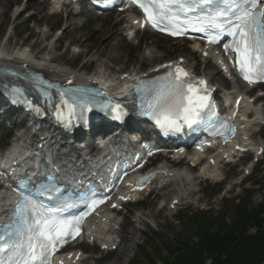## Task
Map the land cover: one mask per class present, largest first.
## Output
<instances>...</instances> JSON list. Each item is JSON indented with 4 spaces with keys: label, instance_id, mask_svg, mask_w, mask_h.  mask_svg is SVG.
Returning a JSON list of instances; mask_svg holds the SVG:
<instances>
[{
    "label": "rangeland",
    "instance_id": "obj_1",
    "mask_svg": "<svg viewBox=\"0 0 264 264\" xmlns=\"http://www.w3.org/2000/svg\"><path fill=\"white\" fill-rule=\"evenodd\" d=\"M41 3L42 0H0V45L6 44L8 48L20 46L31 49L41 57L54 56L58 58L59 63L65 66L91 73L100 69L99 60L97 55L94 54L95 52L87 53L88 46L80 45L78 41H74L77 36L88 37L87 43L94 45L95 36L101 35V37L106 38L113 35L111 43L116 48L117 54L122 56V60L115 61L109 68L113 74L117 73L119 69L130 72L134 69L144 70L148 68L153 63L143 64L142 61L144 56H148L152 52L158 56L157 61L175 59L178 55L189 57L188 47L181 41H165L150 33L141 34L133 39H127L119 34L116 35L118 25L112 26L119 17L114 14L106 15L107 19L102 23V18H92L93 15L86 10H82L78 15L68 17L64 13L51 15V5L47 2L46 8L43 9ZM21 5H26L30 12H24L15 17V13ZM69 23H72L73 27L76 28L72 27V31L59 39L58 36ZM191 62L197 70L201 71L203 69V65L198 59L192 57ZM204 70L209 71L213 81L222 84V77L214 73V70ZM247 162L244 160L241 167L244 168ZM241 167L234 164L223 168L226 180L221 184H209L208 181L210 180L202 178H200L202 180L200 184H190L189 186L192 190H195V193L191 198H186L183 204L178 205L179 208L176 210H170L167 206V209H162L163 204H168L171 197L177 193V184L175 183L162 191L158 197L153 194L148 196L143 203L144 205L142 203L128 205L119 216V222L124 220V213L126 212L130 214L128 217L133 224L123 225L122 230H118V234L120 235L121 231L123 238L127 239L126 244L130 245L131 248L120 259V263L128 264L130 260L129 264H151L142 255V252L147 249L146 251L155 259L157 264H163L162 242L155 245L154 240L158 237H163L165 242L168 238L173 240L178 238L187 239V229L176 221V217L180 213L183 214L188 209H195L197 205L205 202L214 209V213L218 210L221 213H227L230 211L228 205L231 202L227 197L228 195L246 199V193L241 192L243 187H240L239 190L235 187L233 192L231 191L232 193L227 191V182H234L242 176L243 170H241ZM250 178L253 179V182L259 184V186L252 188V201L260 203L264 200V160L256 164ZM247 185H250V183ZM199 195L201 199L198 200ZM141 212H143L142 215L139 214ZM134 219L137 221H134ZM158 227L163 228V230L159 231ZM85 249L92 254L91 259L87 260L85 264H113L112 260L116 251L106 253L94 249L91 250L94 251L92 253L91 248Z\"/></svg>",
    "mask_w": 264,
    "mask_h": 264
},
{
    "label": "snow or ice",
    "instance_id": "obj_2",
    "mask_svg": "<svg viewBox=\"0 0 264 264\" xmlns=\"http://www.w3.org/2000/svg\"><path fill=\"white\" fill-rule=\"evenodd\" d=\"M132 3L143 13L144 21L153 27L162 25L158 30L168 35H179L188 29L204 33L206 44L215 42L220 35L227 36L228 42L222 48L234 53L235 68L241 79L248 83L264 81V0H132ZM164 67L172 68L171 65ZM189 77L184 68H174L161 78L154 100L147 106L148 114H154L157 123L166 131L182 132L185 126L193 129L215 116L211 96L206 95L207 82L194 83ZM83 91L74 90L75 93ZM63 103L68 113L64 118L68 119L77 107L82 112L88 111L90 105L97 102L83 95H73L71 103L67 98ZM115 107L119 111V106ZM25 200L27 206L21 208L24 213L21 223L29 233L26 255L20 256L24 246L20 242L0 245V264H46L43 258L51 256L63 243V237L77 231L75 224L80 217L57 219L51 210L41 211L34 201ZM99 202L92 200L89 210Z\"/></svg>",
    "mask_w": 264,
    "mask_h": 264
},
{
    "label": "bare ground",
    "instance_id": "obj_3",
    "mask_svg": "<svg viewBox=\"0 0 264 264\" xmlns=\"http://www.w3.org/2000/svg\"><path fill=\"white\" fill-rule=\"evenodd\" d=\"M41 6L43 8L46 7V3H41ZM56 6H60V4L56 3ZM102 23L104 21H106V18L102 19ZM134 21L133 18H131L129 20V22L132 24ZM118 22V21H117ZM116 22V23H117ZM114 23V25L116 24ZM113 25V26H114ZM72 27L73 24L69 23L66 26V29L63 31V34H68V32L72 31ZM74 29L76 28L75 26L73 27ZM123 32L127 31L128 33H130L131 31H136L139 32L141 31L139 29V26L136 24L131 25L129 28L126 29V26L123 27L122 29ZM157 35L158 38L167 41L169 38L160 34H155ZM112 36L103 38L101 37V35H97L95 36V43L94 45H89L87 43L88 41V37L87 38H83L82 36H77L76 38H74V41H78V43L80 45H86L89 47L87 53H94L97 55V59L99 60V64H100V69L96 70L92 75L87 74L84 71L78 70V69H73L71 67L65 66L61 63L58 62V58L57 57H53V58H39L37 57V55L35 53H33V51H31L30 49H26L23 47H14V48H7L6 46H0V63H8V64H14V65H18L21 63H26L29 64L30 66L43 70L45 71L47 74L56 77V78H73L75 80H95L96 78H99V75L105 74L106 70L108 69L109 65H112L113 62L118 61V60H122V56H119L117 54L116 48L114 47V45L111 43V39ZM90 38L92 39V37L90 36ZM93 40V39H92ZM195 51H199L200 45L199 44H193L192 46ZM94 50V51H93ZM6 51V54L8 55L9 58L5 57L3 54ZM158 56L155 53H151L148 56H144V59L142 61L143 64H147L148 62H152L153 65H151L148 69H146L145 71L142 72H147L149 73L148 75L153 73V69L155 67V63L158 62L157 61ZM136 70V69H134ZM133 70V71H134ZM129 76L132 75L131 73H128ZM128 76V77H129ZM127 76H122L121 74H118L110 84H115V83H120L121 85H123V87L127 86L126 82H124L126 80ZM234 87L233 90L228 91V98H234L237 94L241 93L242 87L239 83L234 82ZM247 98L244 99L245 103H246ZM245 112H247L248 110H251L254 112V116L248 115V114H243L242 117L244 119V128L246 129L247 132H245L246 135H256L257 133H253L252 129L254 127V125L257 124V122L260 120V116L257 114L258 113V109L256 107L251 106L250 104L246 103L245 107H244ZM228 151H231L230 147L225 146L223 147L220 151H218L217 153H215L213 151V157L215 159V163L214 164H208L207 166H203L200 168V173L208 176V177H212V178H218L221 175L220 172V167L222 164V160H220V155H227ZM191 160V159H190ZM189 164V163H188ZM163 165H167L165 163H163ZM176 165H172L170 168H162L164 169V171L168 172V175H162L158 178L157 182L159 183H163L165 181L166 178H171L172 180H174L175 182H177L178 184V192L177 195H175L174 197H172L171 201H173V199L175 198H181L184 199L185 197H188V195L191 193L190 188H188V186H186L187 184L191 183V178L187 175V171L184 170L183 168H175ZM143 193H140L139 195L141 196ZM8 195V192L6 190H2V193L0 194V210H4L8 208V200L4 201L3 199L5 198V196ZM163 210H165V208L163 207ZM128 215V214H127ZM114 218V219H113ZM127 220L125 222V224H130L132 225L133 222L132 220H129L128 217H126ZM115 217H112L111 214L108 213H103L100 217L99 221L93 222V224L91 225L92 230L89 232V235L91 237H94L95 239H97L100 243V245L104 246L106 244L111 245L112 243H114L115 239L113 237L114 232H109V228L113 225V223H115ZM126 238L124 237V240L121 241V244L118 247V251L116 252V254L114 255V258L112 260L113 264H121L120 263V259L127 254V252L130 250L131 246L126 244ZM86 247V245H84L83 243H79L76 246H74L72 249H76L77 247ZM70 262V258H65L62 261V264H69Z\"/></svg>",
    "mask_w": 264,
    "mask_h": 264
},
{
    "label": "trees",
    "instance_id": "obj_4",
    "mask_svg": "<svg viewBox=\"0 0 264 264\" xmlns=\"http://www.w3.org/2000/svg\"><path fill=\"white\" fill-rule=\"evenodd\" d=\"M230 222L225 216L195 213L180 219L189 222L187 239L169 240L166 264H264V200L234 205ZM254 230V231H252ZM195 236V239L193 238ZM144 256L150 258L147 252Z\"/></svg>",
    "mask_w": 264,
    "mask_h": 264
}]
</instances>
